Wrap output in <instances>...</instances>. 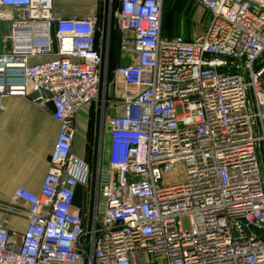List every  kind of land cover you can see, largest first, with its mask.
<instances>
[{
  "label": "built area",
  "instance_id": "built-area-1",
  "mask_svg": "<svg viewBox=\"0 0 264 264\" xmlns=\"http://www.w3.org/2000/svg\"><path fill=\"white\" fill-rule=\"evenodd\" d=\"M191 1L209 20L186 40L164 36L165 0H117L122 113L94 186L73 150L101 92L97 17L0 0V101L38 92L60 124L41 192L0 205L28 220L21 235L0 224V264H264V0Z\"/></svg>",
  "mask_w": 264,
  "mask_h": 264
},
{
  "label": "crops",
  "instance_id": "crops-1",
  "mask_svg": "<svg viewBox=\"0 0 264 264\" xmlns=\"http://www.w3.org/2000/svg\"><path fill=\"white\" fill-rule=\"evenodd\" d=\"M106 0H54V10L58 18L97 17L101 36L98 47L103 49ZM108 15L106 64L101 72L102 85L98 100L83 107L78 113L77 134L73 153L79 159L95 163L97 155L108 151L110 132L108 122L122 113L115 95L111 97L113 70L125 64L120 53L110 55L111 42L117 46L120 33L113 23V12ZM116 29L112 39V30ZM38 59L34 61H43ZM114 69L109 70V66ZM49 101L44 105L30 98L7 97L0 101V205L11 203L19 188L39 194L50 168V158L54 150L60 124L53 117ZM108 113V115H107ZM10 232L23 234L28 220L0 208V224Z\"/></svg>",
  "mask_w": 264,
  "mask_h": 264
},
{
  "label": "rangeland",
  "instance_id": "rangeland-1",
  "mask_svg": "<svg viewBox=\"0 0 264 264\" xmlns=\"http://www.w3.org/2000/svg\"><path fill=\"white\" fill-rule=\"evenodd\" d=\"M185 3L181 5V8L175 7L172 9V4L165 0L164 4V36L165 37H176L182 36L186 40H193L195 37L200 35L205 29L209 16L207 12L199 8L196 4L189 0H183ZM109 8L112 9L113 3L109 0ZM6 30L0 25V36H3ZM108 151L102 152V160L105 164L107 161ZM94 163H91V165ZM172 177H177L179 180L183 179V174L179 172L177 168L172 169L169 172ZM168 176V175H167ZM182 177V178H181ZM169 178V177H167ZM80 190L78 191V201L82 205V198L79 199ZM254 233L264 241V229H254Z\"/></svg>",
  "mask_w": 264,
  "mask_h": 264
},
{
  "label": "water",
  "instance_id": "water-1",
  "mask_svg": "<svg viewBox=\"0 0 264 264\" xmlns=\"http://www.w3.org/2000/svg\"><path fill=\"white\" fill-rule=\"evenodd\" d=\"M112 1V0H111ZM109 0H106V9H105V14H106V19H105V26H104V31H103V49H102V65H101V72L102 70L104 69V66L106 64V48H105V45H106V42H107V39L109 37V32H108V15L110 14L109 13ZM112 10V9H111ZM115 25H116V21L114 20L113 22ZM102 77V76H101ZM114 95V86L112 85L111 86V97L112 98ZM41 96L40 93L38 92H35L33 94H31L28 98L32 99V100H36L37 98H39ZM48 98H51V96L49 94L46 95ZM49 106L53 109L54 111V106L52 104V102L49 103ZM108 115V113H107ZM96 158H95V163H96ZM94 163V168H93V179H92V184L95 186V180H96V171H97V166L96 164ZM93 211L92 207H91V212ZM92 213H91V216H90V220H89V226H91V223H92Z\"/></svg>",
  "mask_w": 264,
  "mask_h": 264
},
{
  "label": "trees",
  "instance_id": "trees-1",
  "mask_svg": "<svg viewBox=\"0 0 264 264\" xmlns=\"http://www.w3.org/2000/svg\"><path fill=\"white\" fill-rule=\"evenodd\" d=\"M189 1H191V0H189ZM167 2H170V6L172 4V9L175 8V7H179L178 9H180L181 8V5L185 3L183 0H167ZM112 7H113L112 8V12L114 14L116 12V10H117V7H118L117 0H113V6ZM116 31H117L116 29L112 30V39L115 37V32ZM100 36H101V34L98 31L97 32V36H96L97 37V40H99V37ZM118 36H119V40H118V44H117L116 48H115V46L113 47V45L115 44V41H112L111 42L110 55L111 54L114 55V54H117V53H120L121 54V50H120L121 35H118ZM112 69H114V68L110 65L109 66V70H112ZM79 190H80V192H79V194H80L79 199L81 200V198H82L81 202H82V204H84V203H86V201H85L86 195H85L84 191L81 188ZM78 191H77V197H78ZM77 197H76L75 202H76V204L80 205L81 203L77 200L78 199Z\"/></svg>",
  "mask_w": 264,
  "mask_h": 264
}]
</instances>
